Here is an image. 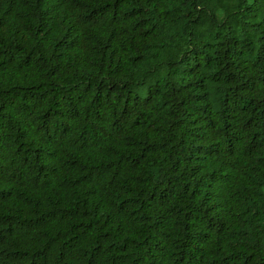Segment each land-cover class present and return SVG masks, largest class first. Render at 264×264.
I'll return each mask as SVG.
<instances>
[{
    "label": "trees",
    "instance_id": "16d2710c",
    "mask_svg": "<svg viewBox=\"0 0 264 264\" xmlns=\"http://www.w3.org/2000/svg\"><path fill=\"white\" fill-rule=\"evenodd\" d=\"M0 264H264V0H0Z\"/></svg>",
    "mask_w": 264,
    "mask_h": 264
}]
</instances>
